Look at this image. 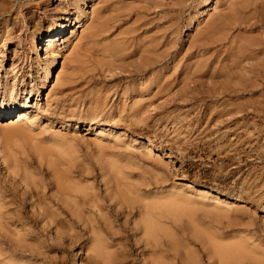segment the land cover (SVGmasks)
Here are the masks:
<instances>
[{
    "label": "rangeland",
    "instance_id": "1",
    "mask_svg": "<svg viewBox=\"0 0 264 264\" xmlns=\"http://www.w3.org/2000/svg\"><path fill=\"white\" fill-rule=\"evenodd\" d=\"M262 92L264 0H0V264H264Z\"/></svg>",
    "mask_w": 264,
    "mask_h": 264
},
{
    "label": "bare ground",
    "instance_id": "2",
    "mask_svg": "<svg viewBox=\"0 0 264 264\" xmlns=\"http://www.w3.org/2000/svg\"><path fill=\"white\" fill-rule=\"evenodd\" d=\"M82 1V0H81ZM76 2V1H75ZM77 3V2H76ZM86 3V2H85ZM75 4V3H74ZM74 4H72V5H74ZM149 6V5H148ZM77 7V6H76ZM82 7V6H81ZM82 9V8H81ZM94 12H95V10H94ZM93 14V13H92ZM92 14H91V16H92ZM95 16V15H94ZM92 18V17H91ZM95 18V17H94ZM98 18V17H97ZM91 20V19H90ZM100 20V19H99ZM91 22V21H90ZM211 23H212V21H210ZM93 23V22H92ZM90 24L91 23H89V26H87L88 27V30H89V28L92 30V27L90 26ZM95 24V23H94ZM227 24V23H226ZM99 25V24H98ZM206 26V25H205ZM86 27V28H87ZM209 27V26H208ZM96 29V28H95ZM85 31L87 30V29H84ZM83 30V31H84ZM218 31V30H217ZM103 32V31H102ZM133 32V31H132ZM88 33V32H87ZM96 33V32H95ZM100 33V32H99ZM92 34V33H91ZM91 34H89L88 35V37L90 38H92V36H93V34L91 35ZM217 34V33H216ZM86 35V34H85ZM123 35V34H122ZM215 35V34H214ZM211 36V35H210ZM216 36V35H215ZM98 37H100V36H98ZM126 38V37H125ZM210 38V37H209ZM211 38H212V36H211ZM206 39H207V37H206ZM212 40L213 41H216V40H219V39H217V38H212ZM220 40H221V38H220ZM93 41V40H92ZM98 41V40H97ZM114 41V40H113ZM206 41V40H205ZM115 42V41H114ZM208 42V41H207ZM220 42V41H219ZM219 42H218V44H219ZM223 42H224V40H223ZM95 43V42H94ZM120 43H122V42H120ZM209 43L211 44L212 42L210 41V39H209ZM216 43H217V41H216ZM215 43V44H216ZM110 44H113V42L112 43H110ZM136 44H137V42H136ZM151 44V43H150ZM213 44V43H212ZM50 45V44H49ZM152 45L153 44H151V47H152ZM221 45V44H220ZM47 46H48V44H47ZM51 46V45H50ZM112 46V45H111ZM121 45H119V48L120 49H118V50H121L122 48L120 47ZM124 46H126V45H124ZM136 46V45H135ZM148 46V45H147ZM207 46V45H206ZM83 47V46H82ZM109 47V46H108ZM116 47H118V46H116ZM141 47V46H140ZM150 47V48H151ZM153 47H154V45H153ZM153 47H152V49H146L147 50V52L148 53H150L149 52V50H153ZM86 48V47H85ZM104 48V47H103ZM102 48V49H103ZM114 48V47H113ZM158 48V47H157ZM104 49H106V48H104ZM110 49H112V48H110ZM125 49V48H124ZM128 49V48H127ZM142 49H143V47H142ZM82 50H83V48H82ZM88 50V49H87ZM118 50H116L115 48L114 49H112V50H108L109 52L111 51V55H112V53H115V52H117ZM135 50V49H134ZM140 50H141V48H140ZM99 51V50H98ZM106 51V50H105ZM108 51H106V52H108ZM124 51V50H123ZM139 51V50H138ZM158 51V50H157ZM156 50H153L148 56H143V58L141 59V58H139L140 60V63L139 64H137L136 66H135V69H134V72H136V73H144L145 71H148V70H150V69H152V68H154L155 66H157V65H159L162 61H163V59L167 56L166 54L165 55H163V56H161V54L160 53H158ZM89 52V51H88ZM108 52V53H109ZM102 53H103V56H109V54H104V51H102ZM140 53H142V51L140 52ZM162 53V52H161ZM83 54V53H82ZM85 54V53H84ZM83 54V55H84ZM90 54V53H89ZM92 54V53H91ZM116 54V53H115ZM115 54L113 55L114 57H113V60H114V58H115ZM127 54V53H126ZM138 54H139V52H138ZM163 54V53H162ZM169 54V53H168ZM78 55V54H77ZM80 55V54H79ZM78 55V56H79ZM101 55V54H100ZM212 55V54H211ZM85 56V55H84ZM89 56V55H88ZM244 56V55H243ZM83 57V56H82ZM86 57V56H85ZM93 57V56H92ZM95 57H96V55H95ZM100 57H102V56H100ZM111 58H112V56H110ZM119 57V56H118ZM213 57V56H212ZM81 58V57H80ZM90 58V57H89ZM104 58H106V57H103V58H101V60L103 59V62H101V63H104L105 65H108L109 64V61L108 60H110V59H108L107 58V62H106V59H104ZM167 58V57H166ZM247 57H245V59H246ZM251 59V58H250ZM250 59H249V61H250ZM255 59V58H254ZM79 60V59H78ZM82 60V59H81ZM94 60V59H93ZM96 60V59H95ZM94 60V61H95ZM247 60V59H246ZM245 60V61H246ZM252 60H253V58H252ZM118 61V60H117ZM112 62V61H111ZM111 62H110V64H111ZM116 62V61H115ZM167 62V61H166ZM242 62V61H241ZM252 62V61H251ZM251 62H247L248 63V66H246L245 64L246 63H244V61H243V63L241 64V63H238L237 62V64H234L232 67H231V69H229L230 71H228V73H226V76H227V81H228V78H229V80L231 79L232 80V86H230V87H225V86H223V87H220V88H215V90L214 91H212V93L215 95V96H219V95H228V96H238V95H241V94H243L245 91H247V88L246 87H248V86H252V84H253V82L255 81H252L253 80V76H255V66L253 65V62L251 63ZM79 63V62H78ZM164 63V62H163ZM218 63V62H217ZM104 64H102V65H104ZM105 65H104V67H105ZM134 65V64H133ZM166 66H167V64H166ZM106 67H109V65L108 66H106ZM233 68V69H232ZM217 70V69H216ZM107 71V70H106ZM133 71V70H132ZM147 79V78H146ZM184 82V81H183ZM228 83V82H227ZM226 83V84H227ZM228 85V84H227ZM230 85V84H229ZM161 86V85H160ZM158 87V86H157ZM253 87V86H252ZM160 88V87H159ZM249 88V87H248ZM158 88H156V90H157ZM155 90V94H156V92L158 91H156ZM162 90V89H161ZM249 91V90H248ZM153 93V94H154ZM252 93V92H251ZM154 94V95H155ZM152 95V94H151ZM222 95V96H223ZM12 96V92L10 93V97ZM153 96V95H152ZM261 97H264V92H262V96ZM9 101V100H8ZM8 101L7 100H1L0 101V109L1 108H5V107H7L8 106ZM20 103L19 104H13L11 107H13L14 109L15 108H17V107H20ZM233 109L234 108H230V109H228L227 110V112H232L233 111ZM141 110V109H140ZM149 151V150H148ZM203 192V191H202ZM204 194H208V192L207 191H205L204 190V192H203ZM203 194V195H204ZM215 196V195H214ZM211 197H212V195H211ZM213 199H218L217 197H214ZM177 203V202H176ZM191 207V206H190ZM208 242V241H207ZM241 248V247H240ZM230 248L229 247H219V248H216V253L217 254H219V255H221V257L222 256H224L225 254L227 255V254H229L230 253Z\"/></svg>",
    "mask_w": 264,
    "mask_h": 264
}]
</instances>
